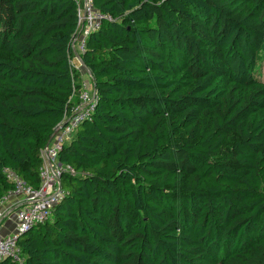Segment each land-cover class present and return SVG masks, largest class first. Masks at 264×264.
Listing matches in <instances>:
<instances>
[{"label":"trees","instance_id":"1","mask_svg":"<svg viewBox=\"0 0 264 264\" xmlns=\"http://www.w3.org/2000/svg\"><path fill=\"white\" fill-rule=\"evenodd\" d=\"M93 3L113 17L80 55L96 108L24 264H264V0ZM78 22L76 0H0V198L6 169L40 186Z\"/></svg>","mask_w":264,"mask_h":264},{"label":"built area","instance_id":"2","mask_svg":"<svg viewBox=\"0 0 264 264\" xmlns=\"http://www.w3.org/2000/svg\"><path fill=\"white\" fill-rule=\"evenodd\" d=\"M78 3L79 31L72 42L73 56L71 59L75 70V59L83 66L81 54L86 50L87 38L98 30L104 20L112 21L110 14L102 13L95 8L93 0H76ZM84 67V66H83ZM88 79L82 74L75 82L74 94L67 124L59 134L42 150L43 165L40 169V186L29 185L22 177L11 169H6L7 178L13 183V188L0 198V220L13 210L15 215V230L0 237V264L10 260L15 264H24L25 257L19 239L34 227L52 219L53 209L63 196L62 179L65 175L75 173L72 166L63 164L59 155L63 146L70 142L79 126L86 119H90L96 108V90L93 77L87 71ZM76 98V101H75ZM63 124V123H62Z\"/></svg>","mask_w":264,"mask_h":264},{"label":"rangeland","instance_id":"3","mask_svg":"<svg viewBox=\"0 0 264 264\" xmlns=\"http://www.w3.org/2000/svg\"><path fill=\"white\" fill-rule=\"evenodd\" d=\"M76 67H79L80 69L78 70V74H82L81 77L83 76L84 79H88V74H87V70L85 67H83L82 65L79 64V61L77 59H75V63ZM260 72H261V76L264 79V63L262 64V66L260 67ZM80 77V76H79ZM60 132V131H59ZM59 132H57L55 134V136L53 138H55L57 136V134H59ZM232 140H229L228 143L226 144V146L223 148V151L220 155V159H225V160H230L232 161V154L229 150L230 144H231Z\"/></svg>","mask_w":264,"mask_h":264},{"label":"crops","instance_id":"4","mask_svg":"<svg viewBox=\"0 0 264 264\" xmlns=\"http://www.w3.org/2000/svg\"><path fill=\"white\" fill-rule=\"evenodd\" d=\"M13 208L15 209L16 206ZM13 210H12V212L6 214L0 220V237H5V236L11 234L15 230L16 222H15V215H14Z\"/></svg>","mask_w":264,"mask_h":264},{"label":"water","instance_id":"5","mask_svg":"<svg viewBox=\"0 0 264 264\" xmlns=\"http://www.w3.org/2000/svg\"><path fill=\"white\" fill-rule=\"evenodd\" d=\"M83 66L85 67V65L83 64ZM86 68V67H85ZM87 69V68H86ZM67 124V121H65L63 124H61V125H59L56 129H55V131L53 132V134L51 135V137H50V139H49V141H48V145L51 143V141H52V139H53V137L55 136V134L57 133V132H59L61 129H62V127L64 126V125H66Z\"/></svg>","mask_w":264,"mask_h":264}]
</instances>
